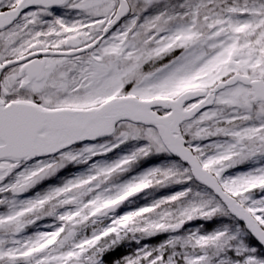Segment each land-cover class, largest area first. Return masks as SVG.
I'll use <instances>...</instances> for the list:
<instances>
[{
  "label": "snow or ice",
  "instance_id": "1",
  "mask_svg": "<svg viewBox=\"0 0 264 264\" xmlns=\"http://www.w3.org/2000/svg\"><path fill=\"white\" fill-rule=\"evenodd\" d=\"M0 264H264V0H0Z\"/></svg>",
  "mask_w": 264,
  "mask_h": 264
},
{
  "label": "trees",
  "instance_id": "2",
  "mask_svg": "<svg viewBox=\"0 0 264 264\" xmlns=\"http://www.w3.org/2000/svg\"><path fill=\"white\" fill-rule=\"evenodd\" d=\"M160 239H162V237H161V238H157V239H155V241H156V242H159Z\"/></svg>",
  "mask_w": 264,
  "mask_h": 264
},
{
  "label": "rangeland",
  "instance_id": "3",
  "mask_svg": "<svg viewBox=\"0 0 264 264\" xmlns=\"http://www.w3.org/2000/svg\"><path fill=\"white\" fill-rule=\"evenodd\" d=\"M151 243L156 244V243H159V242H156L155 240H153Z\"/></svg>",
  "mask_w": 264,
  "mask_h": 264
}]
</instances>
